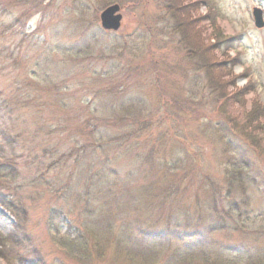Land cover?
<instances>
[{"label": "rangeland", "instance_id": "rangeland-1", "mask_svg": "<svg viewBox=\"0 0 264 264\" xmlns=\"http://www.w3.org/2000/svg\"><path fill=\"white\" fill-rule=\"evenodd\" d=\"M201 1L192 42L243 91L229 113L259 114V152L227 125L223 153L169 0H0V264H264V0H213L219 49Z\"/></svg>", "mask_w": 264, "mask_h": 264}, {"label": "trees", "instance_id": "trees-1", "mask_svg": "<svg viewBox=\"0 0 264 264\" xmlns=\"http://www.w3.org/2000/svg\"><path fill=\"white\" fill-rule=\"evenodd\" d=\"M186 0H183L182 4H180L181 0H169V7L168 9H165V12L168 13V15H170L173 19H178L177 20V24L175 27V30L181 35L182 41L184 43L185 48L188 50L187 51V56L190 57L191 59L196 61V64H194V68L198 71L204 72L205 76L207 77L208 81H209V86L212 89V91H214V94L216 95V97L213 98V100L218 104V101L221 100L222 102L217 105L220 106L218 112L220 114V116H222V118H224L225 124H219V125H213V130L215 132L216 135H218L219 137H221L222 140V144H224V149H223V153L226 155L229 150L231 149L230 147V141H228V129H226L227 125H229V129H232V132L236 135H241L244 136V138L247 141V145L254 149L255 151H258L260 149H262V139L259 138L260 133L263 130L259 128V119L260 116L259 114H255L254 109L250 112H248L247 114H245V116H243V118H235L234 116H232L229 111H228V104H231L233 101H240V99H242V95H243V91L240 90L239 92L236 93H231L227 95L226 92V86L224 82H221L215 75L216 71H218L219 66L222 67L221 64L216 63L214 61V59H210L207 56V50L205 48V46L202 43L198 44H194V42H192V38H191V33H190V28L189 27V23L190 21H186L187 14V5H185ZM188 1V0H187ZM202 3H204V5L207 6L208 8V15L204 16V19H208V21H210L211 23V27H214V31L216 32V34H214L215 39L217 40L218 43H216L217 46L216 49L221 48L223 44L227 45V43H229L230 39L233 38H227L224 37L223 34L220 33V31L218 30V26L216 23V15H217V9L214 6V2L213 0H202ZM187 11V12H185ZM182 15L184 16L182 18ZM189 22V23H188ZM230 45V44H229ZM221 46V47H220ZM230 62V60H227ZM232 61V60H231ZM223 64L225 62H222ZM231 64V62L229 63V65ZM233 65V63H232ZM226 68L227 64H226ZM225 68V69H226ZM225 71V70H224ZM227 75L230 74L229 70L226 72ZM259 110V109H258ZM226 126V127H225ZM212 127V126H211ZM128 137V136H127ZM126 138V137H124ZM123 138V139H124ZM114 140V139H113ZM107 144L112 143V140H108L106 142ZM90 147L92 144L91 142H86L84 144V146ZM94 145H96V147L99 148H105L106 144L104 142H99V143H94ZM226 146V147H225ZM93 148H95V146H93ZM83 151L84 149H80V151ZM234 150V149H233ZM232 151V150H230ZM229 157V156H228ZM230 158H228V162H226L227 164H231ZM227 167V165H226ZM232 169V168H229ZM239 170V168H236ZM230 171V170H229ZM97 174V173H96ZM239 174H237L234 178H231L233 181H235L237 179ZM0 201L2 202V206L6 207L7 209L11 210L10 208L12 207V205L7 202L6 200H4L1 196H0ZM3 245V242H2ZM0 244L1 248H0V255L1 257H6L4 254V250L3 247ZM7 261H11L10 259H7ZM10 264V263H8Z\"/></svg>", "mask_w": 264, "mask_h": 264}, {"label": "water", "instance_id": "water-1", "mask_svg": "<svg viewBox=\"0 0 264 264\" xmlns=\"http://www.w3.org/2000/svg\"><path fill=\"white\" fill-rule=\"evenodd\" d=\"M121 7L118 3L108 6L100 14L101 26L104 30L117 31L121 28L123 16ZM254 24L257 28L264 27L263 10L260 7H254L252 11Z\"/></svg>", "mask_w": 264, "mask_h": 264}]
</instances>
